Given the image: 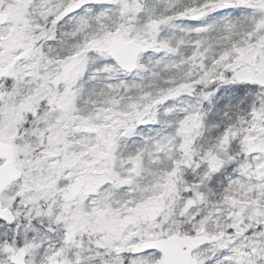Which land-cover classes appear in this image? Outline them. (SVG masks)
I'll return each mask as SVG.
<instances>
[{
  "label": "snow or ice",
  "instance_id": "obj_1",
  "mask_svg": "<svg viewBox=\"0 0 264 264\" xmlns=\"http://www.w3.org/2000/svg\"><path fill=\"white\" fill-rule=\"evenodd\" d=\"M0 264H264V0H0Z\"/></svg>",
  "mask_w": 264,
  "mask_h": 264
}]
</instances>
